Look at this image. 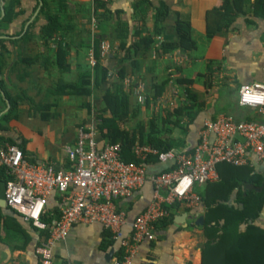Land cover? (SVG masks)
I'll list each match as a JSON object with an SVG mask.
<instances>
[{"label":"crops","instance_id":"obj_1","mask_svg":"<svg viewBox=\"0 0 264 264\" xmlns=\"http://www.w3.org/2000/svg\"><path fill=\"white\" fill-rule=\"evenodd\" d=\"M138 1L106 2L110 18L106 22L107 38L103 42L111 52L109 57L102 58L101 64L108 72L115 70V76L120 69L124 72L127 69L132 77L134 74L145 75L147 87L152 86L154 78L172 69L175 71L171 73L176 78L193 80L187 86L179 85L176 78L172 81L166 76L167 82H161L165 84L163 90L166 87L169 92L161 95L160 101L164 102L165 107L184 102L186 87L203 102V107L185 133L182 148L192 149L195 146L203 121L208 118L215 119L224 114L238 120L264 121V113L238 103V92L242 85L253 82L264 84V17L241 14L228 31L207 38L204 14L207 9L218 6L221 0H146L147 4L141 7L137 5ZM160 1L170 8L163 22L164 31L155 35L154 46L148 51L135 48L141 36L152 33L153 13ZM41 7L42 0H0V20L7 22L0 29L3 46L0 49V118L8 111L12 101L16 104V117L7 123L2 122L7 129L0 130V135L11 137L22 145L28 161L67 170L72 162L65 147L75 143L77 127L88 121L87 109H81L79 115L69 111L73 109L72 101L78 104L80 100L81 104H85L82 102L85 96L75 94L71 86L87 69L92 70L87 43L91 41L96 27L91 14L93 0H55L50 3L48 12L58 17L55 24L59 31L45 40L40 30L48 22ZM175 13L190 23L196 48L189 52L176 49L163 53L159 45L174 39ZM11 14L13 16L10 18ZM118 35L125 41L123 48ZM124 56H128V62L120 61ZM208 69L212 72V84L206 88L198 75ZM182 90L184 97L180 96ZM51 121L50 127L57 136L56 141L47 145L32 141L27 130L42 129L48 132ZM98 142L110 141L98 131ZM145 165L149 173L159 172L164 167L156 159L149 162L146 159ZM251 166L257 171L264 169L263 163L251 162ZM2 167L0 264H39L35 248L45 234L44 229L24 221L8 206L4 192L9 180L5 181ZM206 183L195 184L193 191L199 195ZM151 200L152 184L149 181L128 196L115 200L117 209L124 211L127 218L116 239L111 231L109 237V229L99 223H75L64 239L52 244V264H112L118 261L123 249L121 240L131 235L133 218ZM60 206V194L51 192L42 217L52 224L59 215ZM167 206L169 214L166 218L169 220L162 223L164 218L155 223V238L143 240L137 245L131 264H202L206 237L198 218L202 217L203 222L204 204L201 201L199 205L186 206L174 201ZM258 223L264 226V207Z\"/></svg>","mask_w":264,"mask_h":264},{"label":"built area","instance_id":"obj_2","mask_svg":"<svg viewBox=\"0 0 264 264\" xmlns=\"http://www.w3.org/2000/svg\"><path fill=\"white\" fill-rule=\"evenodd\" d=\"M88 56L93 67L96 58L92 49ZM142 99L138 95L137 100ZM238 103L264 113V84L242 85ZM65 151L72 162L67 170L28 161L16 144L5 143L0 148V166L6 167L13 177L6 184L4 198L24 221L45 230L48 226L42 216L48 196L53 191L61 196L59 215L35 248L39 264H52V244L64 239L78 222L99 223L112 232L114 239L118 238L127 218L124 211L117 209L115 200L149 181L152 200L133 218L131 235L121 240L123 259L112 263L131 264L137 245L155 238V223L169 214L166 205L174 201L186 206L201 204L194 185L216 180L219 163L264 164V121L238 120L224 114L208 118L203 121L192 149L162 151L135 143L132 151L140 161L134 162L121 157L120 143L98 142L96 122L91 115L86 124L77 127L75 143L66 146ZM150 156L164 165L162 170L147 172L145 163Z\"/></svg>","mask_w":264,"mask_h":264},{"label":"trees","instance_id":"obj_3","mask_svg":"<svg viewBox=\"0 0 264 264\" xmlns=\"http://www.w3.org/2000/svg\"><path fill=\"white\" fill-rule=\"evenodd\" d=\"M55 0H42L41 12L47 18V24L42 26L41 34L45 40L58 32L55 22L58 17L49 14L50 3ZM146 0H139L137 5L141 7ZM147 4V3H146ZM147 11V10H146ZM146 13V12H145ZM170 13L169 6L160 1L153 13L152 33L141 36L135 43V48L148 51L153 48L157 34L164 31L163 22ZM95 19L94 33L87 46L92 49L97 59L91 68L87 69L76 83L71 86L75 94L90 96L93 90L99 88L108 79V69L100 62L101 44L107 38L108 27L106 22L110 18L106 2L93 0L91 12ZM241 14L254 17H264V0H221L218 6L211 7L204 14L205 36L211 38L218 33L228 31L237 17ZM174 39L166 40L159 45L163 53L179 49L184 52L196 48V41L192 36L191 25L188 21L182 20L175 13ZM13 15L11 14L10 18ZM6 21L0 20V29L6 26ZM120 40V46H125V41ZM0 39V49L3 48ZM118 81L113 82L111 87L104 90L101 96V104L96 108L94 118L96 126L102 137L108 138L111 143L119 142L121 155L124 160L139 162L140 159L132 152L135 143L148 145L162 151L173 148H182L185 145V133L193 123L203 102L198 100L196 94L185 88V100L177 107H166L162 113L151 114L144 121H137L129 128L121 126L129 121V95L122 84L121 79L126 76L120 69L117 73ZM207 88L212 84V72L198 75ZM179 85H189L192 79L176 78ZM130 92V91H129ZM161 93V85H155L154 92L144 96V105L148 106L151 99L157 98ZM138 107V102L136 103ZM87 106V105H86ZM93 109L87 106V114ZM15 101L11 102L10 108L0 118V130L7 127L2 124L9 122L16 117ZM89 112V113H88ZM133 114V113H132ZM178 128L180 133L173 135V129ZM5 143L16 144L25 156L22 145L15 139L0 135V147ZM128 156V157H127ZM156 158L150 156L147 161H154ZM218 178L215 181L207 182L199 195L204 204V216L202 227L205 232L206 241L203 248L202 264H264V226L258 223L262 208L264 207V172L257 171L250 164L235 166L228 163L217 165ZM168 168H166L167 170ZM5 181L13 177L6 168H1ZM166 207H169L166 205ZM46 222L47 233L50 220ZM169 219L165 218L162 223ZM107 230V234H111ZM121 249L118 260L123 259L124 252Z\"/></svg>","mask_w":264,"mask_h":264},{"label":"rangeland","instance_id":"obj_4","mask_svg":"<svg viewBox=\"0 0 264 264\" xmlns=\"http://www.w3.org/2000/svg\"><path fill=\"white\" fill-rule=\"evenodd\" d=\"M159 50V49H158ZM110 47H108V45L104 42H102L101 44V54L99 56V60L100 62L102 61V58L108 56L110 54ZM155 56V54H154ZM89 57V56H88ZM109 57V56H108ZM95 58V56H94ZM107 58V57H106ZM105 58V59H106ZM129 61L128 56H124L123 59H120V61ZM97 61V59H96ZM126 72V76L124 78L121 79V84L123 86V88L128 91V95H129V104H130V109H129V121L122 123V126L129 128L132 125H134L137 121H144L145 119H148L151 114H159L162 113L163 109L166 107H177L178 105H170V106H164V102L160 101L161 99V95L163 94V92H165V95L168 92V90L165 89L163 90V85L165 84H161V82L164 80L167 82V80H165V77L167 76V78L172 79V81H174V79L177 77L176 75L172 74L171 72H174L173 69L170 70V72H166L165 74H160V76L155 79L152 86L149 85V87H147V81H146V76L145 75H140L137 76L136 74L132 76H130L128 73L129 71L127 69H125ZM116 71L114 70H110V72H108V79L106 82L102 83L101 86L95 90H93L92 94L90 96H85L83 97V103L85 104H81V101L78 100V104L75 103L74 101H72V106L73 109L72 111L69 112H73L74 114H78L79 115V111H81V109L84 111L85 109H87V106L90 107V109L92 108L93 110L90 111V113L88 114V119L91 117V115L94 117V113L96 111V108L98 106H100L101 104V96L102 93L104 92V90L108 87H111L113 82H117L118 81V75L115 76ZM136 77V78H134ZM140 79V80H139ZM132 80V81H131ZM144 82V83H143ZM146 82V83H145ZM155 85H161V91L162 93H160V95L155 98V99H151L150 103L148 104L147 107H145L144 105V101H138L137 97L138 95L141 96V98L147 94L149 95V98H151L153 92H154V87ZM163 86V87H162ZM168 89V88H167ZM144 94V96H143ZM184 92L183 90L181 91L180 96L184 97ZM167 98V97H166ZM143 100V99H142ZM138 102V107H137V103ZM81 104V105H80ZM87 105V106H86ZM68 112V111H67ZM133 113V114H132ZM70 115H72V113H70ZM95 120V118H94ZM96 122V121H95ZM52 123V121L49 123V127H48V132H45L44 130L40 129V131H28L27 132L31 135L32 141L37 142V143H42L44 145H47L48 142H54L56 141L55 139H57V136H54V133L51 130L50 124ZM26 128H29V126H27ZM173 135L176 136L180 133V130L178 128L173 129Z\"/></svg>","mask_w":264,"mask_h":264},{"label":"water","instance_id":"obj_5","mask_svg":"<svg viewBox=\"0 0 264 264\" xmlns=\"http://www.w3.org/2000/svg\"><path fill=\"white\" fill-rule=\"evenodd\" d=\"M198 223H200V224L202 223V217L198 218Z\"/></svg>","mask_w":264,"mask_h":264}]
</instances>
